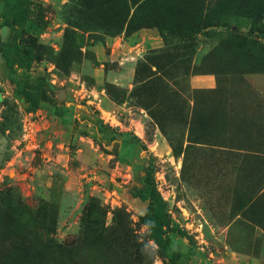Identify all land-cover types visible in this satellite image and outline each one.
Listing matches in <instances>:
<instances>
[{"label": "rangeland", "instance_id": "obj_1", "mask_svg": "<svg viewBox=\"0 0 264 264\" xmlns=\"http://www.w3.org/2000/svg\"><path fill=\"white\" fill-rule=\"evenodd\" d=\"M38 1L41 59L0 51V264H264V0ZM151 161L193 238L164 257L132 193Z\"/></svg>", "mask_w": 264, "mask_h": 264}, {"label": "trees", "instance_id": "obj_2", "mask_svg": "<svg viewBox=\"0 0 264 264\" xmlns=\"http://www.w3.org/2000/svg\"><path fill=\"white\" fill-rule=\"evenodd\" d=\"M3 2L1 17L9 27V38L0 46L2 57L10 70H29L35 61L41 59L39 45L32 37L29 40L25 32V26L32 22L36 27H41L45 22L46 8L38 0H0ZM259 37L264 38V30L259 32ZM48 85L43 78L38 81L27 80L22 89L25 101L28 103L27 111L35 114L43 101L52 102ZM155 167L151 161L145 169L144 182L140 186H133L134 197L146 202L143 214L140 215L142 224L149 229L150 239L156 245L161 257H164L170 243V233H176L193 243L190 232L184 227L172 223L166 200L157 188L154 177ZM4 188L3 190H6ZM68 256L67 252L61 251Z\"/></svg>", "mask_w": 264, "mask_h": 264}, {"label": "crops", "instance_id": "obj_3", "mask_svg": "<svg viewBox=\"0 0 264 264\" xmlns=\"http://www.w3.org/2000/svg\"><path fill=\"white\" fill-rule=\"evenodd\" d=\"M193 81L196 85H204V83H208V85H212V81L210 80V78L204 79V78L196 77Z\"/></svg>", "mask_w": 264, "mask_h": 264}]
</instances>
